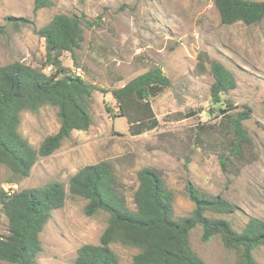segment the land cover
Masks as SVG:
<instances>
[{"label":"rangeland","instance_id":"rangeland-1","mask_svg":"<svg viewBox=\"0 0 264 264\" xmlns=\"http://www.w3.org/2000/svg\"><path fill=\"white\" fill-rule=\"evenodd\" d=\"M51 7L34 12V0H0V66L22 61L42 66L46 42L37 30L57 13L85 15L84 40L75 56L65 52L63 65L89 83L112 89L136 75L160 65L171 80L161 94L151 99L159 125L138 135L129 132L126 117L115 116L116 100L111 92L95 90L90 106L93 124L75 130L49 156H41L28 177L11 181V171L0 163V189L42 186L62 182L68 197L53 211L41 232L39 264H74L78 249L98 244L109 214H85L86 199L72 197L69 178L82 166L99 161L112 164L116 188L127 206L135 209L134 193L138 171L153 167L173 193L176 217L195 208L189 185L221 196L235 206V212H208L231 220L240 229L250 217L264 219V19L258 24H223L213 0H53ZM8 16L23 18L18 24ZM207 52L235 75L237 87L223 102L213 104L210 87L213 76L197 68L198 54ZM209 67V66H208ZM45 72H51L47 66ZM231 101L233 108L225 101ZM113 111L110 113L106 106ZM251 108L244 120L254 138L250 161L224 171L219 161L220 137L215 128L207 134L197 129L202 122L218 124L227 113ZM214 108V116L209 110ZM195 111L193 116L185 117ZM60 126L57 108L45 105L21 114V133L38 148L44 138ZM221 126L218 127V129ZM200 137L206 143L201 144ZM8 233V218L0 205V237ZM197 225L190 234L191 245L207 264H237L220 236L205 241ZM122 264H133L138 248L113 243ZM254 254L264 264V245ZM0 264H11L0 259Z\"/></svg>","mask_w":264,"mask_h":264},{"label":"trees","instance_id":"trees-1","mask_svg":"<svg viewBox=\"0 0 264 264\" xmlns=\"http://www.w3.org/2000/svg\"><path fill=\"white\" fill-rule=\"evenodd\" d=\"M213 3L223 24L252 25L264 19V0H213ZM53 4V0H34V12ZM7 19L14 24L24 20L13 16ZM83 23L90 24L85 15L55 14L37 30L47 49L42 66L22 61L0 66V163L11 171V181L28 177L38 159L54 153L73 131L89 129L94 121L90 106L95 90L112 93L118 107L114 115L127 118L132 135L159 125L151 99L171 84L160 65L112 89L89 83L63 65L64 53L75 56L81 47ZM47 66L51 67L49 73L44 71ZM197 68L208 70L213 76L210 87L213 104L222 103L223 95L237 87L234 73L205 51L198 54ZM225 102L229 107L226 111L234 107L231 101ZM45 105L57 108L60 126L35 148L19 129L21 114ZM106 107L112 113L113 109ZM214 111L209 110L211 117ZM195 114L190 111L185 117ZM250 117L251 108L245 106L237 113L223 115L218 124L202 122L197 126L199 134L215 128L222 135L218 155L224 171L236 170L239 164L251 160L254 138L244 125V120ZM199 139L201 144L206 143L205 138ZM138 180L134 193L136 208L131 209L116 188V174L110 162L86 164L69 178L70 195L86 199L85 214L93 216L100 211L109 214L99 243L81 245L74 264H122L111 247L113 243L139 249L133 264H207L191 245L190 234L197 225L202 226L205 241L220 236L224 246L236 253L237 264H261L254 251L264 245V219L252 216L238 229L227 218L209 216L210 211L233 213L236 209L223 197L209 195L193 185H189V192L195 208L189 215L176 217L173 193L157 169H140ZM68 195L59 181L23 189H0V205L8 218V233L0 237V259L11 264H39L41 232L53 211L64 206Z\"/></svg>","mask_w":264,"mask_h":264},{"label":"built area","instance_id":"built-area-1","mask_svg":"<svg viewBox=\"0 0 264 264\" xmlns=\"http://www.w3.org/2000/svg\"><path fill=\"white\" fill-rule=\"evenodd\" d=\"M79 74V72H77Z\"/></svg>","mask_w":264,"mask_h":264}]
</instances>
